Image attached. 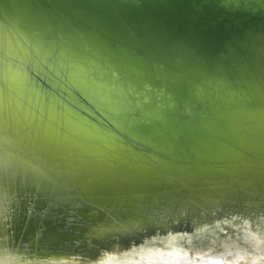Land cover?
Listing matches in <instances>:
<instances>
[{
	"label": "water",
	"instance_id": "obj_1",
	"mask_svg": "<svg viewBox=\"0 0 264 264\" xmlns=\"http://www.w3.org/2000/svg\"><path fill=\"white\" fill-rule=\"evenodd\" d=\"M0 264H264V0H0Z\"/></svg>",
	"mask_w": 264,
	"mask_h": 264
}]
</instances>
